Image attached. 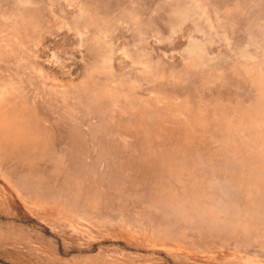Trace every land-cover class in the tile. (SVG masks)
<instances>
[{
	"label": "rangeland",
	"instance_id": "obj_1",
	"mask_svg": "<svg viewBox=\"0 0 264 264\" xmlns=\"http://www.w3.org/2000/svg\"><path fill=\"white\" fill-rule=\"evenodd\" d=\"M162 1L0 0V264H264V0Z\"/></svg>",
	"mask_w": 264,
	"mask_h": 264
},
{
	"label": "bare ground",
	"instance_id": "obj_2",
	"mask_svg": "<svg viewBox=\"0 0 264 264\" xmlns=\"http://www.w3.org/2000/svg\"><path fill=\"white\" fill-rule=\"evenodd\" d=\"M96 1V0H95ZM175 1H177V2H175V3H171V4H169V3H164V1H162V2H160V3H162L161 4V8H162V10H163V12L165 13V16H167L168 18H166V19H164L163 20V22H165V23H163L165 26L163 27V28H167V27H169V26H171L174 22H176V21H174L172 18H173V14H177V16L180 18H182L184 15H182L178 10H177V12H179V13H174V10L172 9V4H179V7H181V8H183L184 6H189V7H191V5H194L193 3H189L188 1L189 0H175ZM214 2H220L219 0H214ZM223 3L224 2H221L220 3V5H223ZM108 6V5H107ZM224 6V5H223ZM110 7V6H109ZM194 10H195V8H194ZM194 12H196V14L195 15H198V18H199V16H200V14L198 13V10L196 11H194ZM194 15V16H195ZM187 17H189L188 15H187ZM197 20H199V22H201V19H197ZM167 21V22H166ZM196 21V20H195ZM194 21V22H195ZM195 23H197V21L195 22ZM198 32H200V33H202V32H205L204 30H202L201 28H200V30L198 29ZM245 38V37H244Z\"/></svg>",
	"mask_w": 264,
	"mask_h": 264
}]
</instances>
